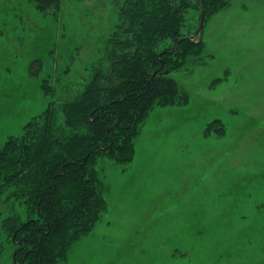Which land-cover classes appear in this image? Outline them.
<instances>
[{"label": "rangeland", "instance_id": "rangeland-1", "mask_svg": "<svg viewBox=\"0 0 264 264\" xmlns=\"http://www.w3.org/2000/svg\"><path fill=\"white\" fill-rule=\"evenodd\" d=\"M125 2L0 0V147L48 107L68 130L63 104L82 94ZM181 15L194 47L167 70L173 85L137 124L129 161L95 156L101 206L54 264H264V0ZM29 213L2 190L0 264H15L5 221Z\"/></svg>", "mask_w": 264, "mask_h": 264}, {"label": "trees", "instance_id": "trees-1", "mask_svg": "<svg viewBox=\"0 0 264 264\" xmlns=\"http://www.w3.org/2000/svg\"><path fill=\"white\" fill-rule=\"evenodd\" d=\"M28 1L38 10L57 11L62 0ZM222 2L127 0L105 42L106 54L91 68L82 94L63 104L68 130L54 127L48 107L39 119L43 122L37 120L21 138L0 147V193L14 187L31 215L25 222L16 217L4 223L15 244L13 263L54 264L70 242L89 230L101 206L90 169L95 156L110 152L129 161V140L137 124L173 85L167 70L179 67L195 45L180 35L181 10L199 6L203 13H212ZM83 124L89 133L79 136L76 130Z\"/></svg>", "mask_w": 264, "mask_h": 264}]
</instances>
